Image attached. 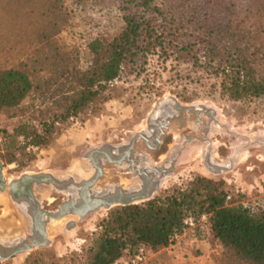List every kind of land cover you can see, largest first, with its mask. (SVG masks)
Listing matches in <instances>:
<instances>
[{"label": "rangeland", "instance_id": "obj_1", "mask_svg": "<svg viewBox=\"0 0 264 264\" xmlns=\"http://www.w3.org/2000/svg\"><path fill=\"white\" fill-rule=\"evenodd\" d=\"M203 1L156 0L155 4L159 9L171 10L183 21H195L202 19L197 15ZM122 9L114 0H64L51 18V23L58 25L60 32L50 40L36 31L23 42L16 43L12 39L14 32L0 28V68L27 65L35 84L40 87L38 93L31 94L18 108L0 111V161L7 182L26 173L52 174L59 179L73 177L76 181L89 179L94 173L87 159L92 150L104 146L122 147L138 133L152 135L148 131V124L154 119L152 113L156 110L160 115V107L165 106L175 115L186 118L187 123L181 125L172 121L169 130L164 131L157 151L149 149L142 139H138L135 146V152L147 154L153 165L174 163L173 171L163 180L153 199L170 195L174 190H186L194 179L205 177L223 184L231 205H242L253 211L264 209V99H230L223 91L224 75L217 72L219 60L211 62L203 48L182 51L179 43L171 50L159 48L139 58L79 116L66 122L57 121L45 146L24 148L23 139L14 137L22 126L40 129L63 113L61 94L73 87V77L62 74L73 68L87 70L93 61L87 46L97 39L108 43L121 35L127 15ZM251 9L254 12L261 10L264 15V0H255ZM216 13L215 9L210 12L212 16ZM1 17L0 14L2 21ZM7 17L11 15L8 13ZM233 17L231 36L220 43L225 44L229 39L230 47L234 46V41L240 42L242 33L239 31H243L244 26L238 16ZM187 39V32L179 37V41L185 43ZM176 105L198 109V123L194 113L175 111ZM208 127L211 128L208 130ZM189 137L193 142L188 141ZM173 152H177L176 157ZM207 153L214 165H226L227 169L218 172L208 169L205 164ZM125 173V165L119 167L105 161L104 177L96 189L127 187L131 176ZM34 194L41 207L50 212L56 211L68 197L49 185L35 186ZM115 208L118 207L109 211L98 209L82 220L66 217L57 222H62L59 229L53 230L51 224L47 247L8 260L0 259V264H86L88 251L100 233V223ZM25 221L24 214L9 195L0 191V237L13 239L25 234ZM206 224L207 219L201 218L191 229V235L205 238L209 254L206 263L199 264H224L223 247L209 234ZM196 255L204 257L200 251ZM163 256L152 260L155 264L160 261L175 264ZM127 264H130L128 260Z\"/></svg>", "mask_w": 264, "mask_h": 264}, {"label": "trees", "instance_id": "obj_2", "mask_svg": "<svg viewBox=\"0 0 264 264\" xmlns=\"http://www.w3.org/2000/svg\"><path fill=\"white\" fill-rule=\"evenodd\" d=\"M63 1L0 0L3 16L0 28L14 32L12 39L16 43L23 42L36 31L50 40L60 32L51 18ZM114 1L127 11L125 29L108 43L97 39L87 46L93 55L87 70L73 68L62 74L73 77V87L61 94L63 113L40 129L20 127L14 137L23 139L24 148L47 145L57 121L76 118L120 77L124 69L159 48L171 50L174 44L179 46L180 43L182 51L204 49L211 62L219 60L217 72L224 75L223 91L230 99H264V15L261 10L252 11L255 0H247L249 5L245 0H204L197 15L202 19L195 21H183L171 10L159 9L156 0ZM213 9L217 13L212 16ZM8 13L11 17H7ZM233 16H238L244 26L243 31H239L242 33L240 42L234 41V46L230 47L229 39L225 44L220 43L231 36ZM185 32L186 43L179 41ZM259 40L262 43L258 44ZM39 88L27 65L0 68V111L18 108L27 97L38 93ZM203 217L207 219L209 234L223 247L224 264H264V209L253 211L242 205H231L223 184L205 177L194 179L186 190H174L170 195L140 205L110 211L99 225L100 233L88 251L86 264H119L123 258L130 262L140 251L147 257L148 252L174 245L177 238L190 229L185 223L188 219L198 223Z\"/></svg>", "mask_w": 264, "mask_h": 264}, {"label": "water", "instance_id": "obj_3", "mask_svg": "<svg viewBox=\"0 0 264 264\" xmlns=\"http://www.w3.org/2000/svg\"><path fill=\"white\" fill-rule=\"evenodd\" d=\"M173 109L179 114L189 111L198 115L199 112L198 109L181 105H176ZM160 111V115L156 110L153 111L154 119L148 124V131L152 135L138 133L122 147L104 146L92 150L87 156L94 169V173L89 179L76 181L73 177L59 179L52 174L26 173L7 182L3 174V164L0 161V191L9 195L27 219L25 234L22 233L13 239L0 238V259L8 260L39 247H47L50 242L48 227L53 221L58 222L69 216L79 217L82 220L98 209L109 211L114 207H127L152 200L163 180L173 171L174 163L166 164L171 167L157 166L156 163L153 165L148 160V166L142 167V172L131 169V172L136 173L140 180V185L135 189L115 187V189L97 190L96 187L104 177L103 163L105 161L119 167L132 165L138 139H142L152 151H157L160 148L164 129H167L171 120L177 118V115L168 107L161 106ZM205 164L212 171L218 172L227 169L226 165H214L208 153L205 157ZM40 185H49L66 193L67 200L54 212L44 210L34 194L35 186Z\"/></svg>", "mask_w": 264, "mask_h": 264}, {"label": "crops", "instance_id": "obj_4", "mask_svg": "<svg viewBox=\"0 0 264 264\" xmlns=\"http://www.w3.org/2000/svg\"><path fill=\"white\" fill-rule=\"evenodd\" d=\"M191 232V229L187 230L182 236L177 238L174 245H171L168 248L161 249L157 252H148L146 264H155L152 258L159 260L161 255H164L163 257L170 258L175 264H179V261L180 264H199L201 262L206 263L209 254L206 247V241L204 240L205 238H202L201 236L195 237L191 235ZM198 251L203 252L204 257L197 256L196 253L198 254ZM175 258L178 260H175ZM184 258L185 263L182 261ZM119 263L127 264V259L123 258L119 261ZM158 264L163 263L160 261Z\"/></svg>", "mask_w": 264, "mask_h": 264}, {"label": "flooded vegetation", "instance_id": "obj_5", "mask_svg": "<svg viewBox=\"0 0 264 264\" xmlns=\"http://www.w3.org/2000/svg\"><path fill=\"white\" fill-rule=\"evenodd\" d=\"M195 115H196L195 116V121H196V123H198L197 114H195ZM174 120L177 121L178 123H180L181 125H185L187 123L186 118H183L182 116L177 115V118H174L173 120H171L169 126L167 127V129H164V131H168L169 130L170 125H171L172 121H174ZM210 128L211 127H208L207 129L209 130ZM188 141H190V143L193 142V140L190 137L188 138ZM186 147H187V145L184 146V149ZM184 149L181 152H183ZM173 155L176 157L177 152H173ZM148 160H149V157H148L147 154H143L142 153L141 155H139V154H137L135 152V155H134V157L132 159V165L131 166L125 165L126 166V173L125 174L131 176L130 179H129L131 181V183L127 187H123L122 185H118L116 187H121V188H124V189H135V188H137L140 185V180L136 176V173L131 172V169L132 170H138V171H141L142 172V169H143L142 167H147L148 166V164H147ZM113 188L115 189V187H113Z\"/></svg>", "mask_w": 264, "mask_h": 264}, {"label": "built area", "instance_id": "obj_6", "mask_svg": "<svg viewBox=\"0 0 264 264\" xmlns=\"http://www.w3.org/2000/svg\"><path fill=\"white\" fill-rule=\"evenodd\" d=\"M203 218H206V217H203ZM185 223L186 225H188L190 229L196 227V224H197V222L194 221L193 219H188ZM146 259L147 257L144 251H140L138 255H136L134 258L130 260V264H146Z\"/></svg>", "mask_w": 264, "mask_h": 264}, {"label": "bare ground", "instance_id": "obj_7", "mask_svg": "<svg viewBox=\"0 0 264 264\" xmlns=\"http://www.w3.org/2000/svg\"><path fill=\"white\" fill-rule=\"evenodd\" d=\"M199 152V151H198ZM78 171V170H77ZM83 174H84V172H83ZM81 176H83L82 174H81ZM97 188V187H96ZM98 190V189H97ZM26 222V221H25ZM54 223H51L52 224V229L53 230H55V229H59V226H60V223H62V222H60V223H55V221H53ZM59 222V221H58ZM26 224V223H25ZM26 228V227H25ZM0 238H4V237H0Z\"/></svg>", "mask_w": 264, "mask_h": 264}]
</instances>
